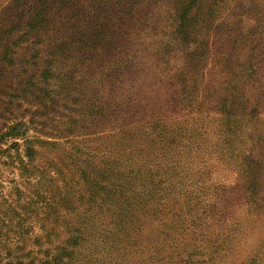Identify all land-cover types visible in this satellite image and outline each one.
Wrapping results in <instances>:
<instances>
[{"label": "rangeland", "instance_id": "obj_1", "mask_svg": "<svg viewBox=\"0 0 264 264\" xmlns=\"http://www.w3.org/2000/svg\"><path fill=\"white\" fill-rule=\"evenodd\" d=\"M174 2L0 0V264H264V168L252 184L203 154L187 178L181 152L171 192L134 198L127 215L100 206L133 85L173 109L165 82L188 61ZM201 127L204 153L216 123ZM257 127L246 146L260 159Z\"/></svg>", "mask_w": 264, "mask_h": 264}, {"label": "trees", "instance_id": "obj_2", "mask_svg": "<svg viewBox=\"0 0 264 264\" xmlns=\"http://www.w3.org/2000/svg\"><path fill=\"white\" fill-rule=\"evenodd\" d=\"M174 3L179 11L181 41L186 46L188 61L183 69L174 71L173 79L165 82L167 89L175 93L166 103L172 104L173 109L157 113L156 107L146 101L148 95L133 85L123 104L125 114L118 116V129L113 136L116 152L113 181L106 179V170L99 178L100 206L119 208L126 215L132 208L127 203L134 198L139 201L141 197L171 192L175 185L165 179L177 177L181 152L188 157L184 160L189 171L184 173L187 178L191 176L193 162L203 154L207 160H213L207 163L214 168L229 161L234 163L252 184L262 177L264 148L258 159L253 150H247L246 138L258 122L264 125V0H175ZM132 74L130 69V77ZM208 120L216 123V141L203 153L198 137H204L207 128L197 125ZM16 126L8 129L7 136H22L16 132ZM257 131L264 142V129L257 127ZM136 158L141 162L135 163ZM105 182H109V187ZM106 198L112 207L105 205ZM75 240L72 237L68 244L78 245L72 243Z\"/></svg>", "mask_w": 264, "mask_h": 264}]
</instances>
